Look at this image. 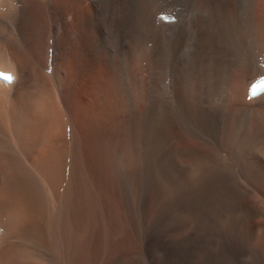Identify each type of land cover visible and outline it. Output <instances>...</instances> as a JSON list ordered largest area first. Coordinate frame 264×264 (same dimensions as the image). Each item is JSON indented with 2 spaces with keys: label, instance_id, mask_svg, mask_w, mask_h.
Segmentation results:
<instances>
[{
  "label": "bare ground",
  "instance_id": "bare-ground-1",
  "mask_svg": "<svg viewBox=\"0 0 264 264\" xmlns=\"http://www.w3.org/2000/svg\"><path fill=\"white\" fill-rule=\"evenodd\" d=\"M152 1L0 0V264H264V0Z\"/></svg>",
  "mask_w": 264,
  "mask_h": 264
},
{
  "label": "rangeland",
  "instance_id": "rangeland-1",
  "mask_svg": "<svg viewBox=\"0 0 264 264\" xmlns=\"http://www.w3.org/2000/svg\"><path fill=\"white\" fill-rule=\"evenodd\" d=\"M162 1L163 0H153L152 2H151V8H150V12L149 13H151L152 11V8L154 7V9H156V11H157V19H158V23H159V25L161 26V25H163V21L160 19V16L163 14V3H162ZM158 3V4H157ZM158 6H159V8H158ZM158 16H159V18H158ZM160 20V21H159ZM147 25V26H146ZM144 28H147V29H151V25H149V24H145L144 25ZM144 43V42H143ZM141 44L139 47H140V50H139V47L137 48V50H139L141 53H145L144 55L148 58V56H149V54H150V52L155 48V46H154V42H153V40H148L146 43L147 44ZM152 43V44H151ZM147 45H149L148 47L149 48H147ZM154 46V48H153V46ZM141 46L143 47V46H145V47H143V48H141ZM150 46H152V49H151V47ZM144 51V52H142V50ZM147 52V53H146ZM138 51H135L134 52V54H135V56L133 55L132 56V58H131V65H130V63L128 64V63H125L124 62V65H126V66H124L123 64H121L120 66H119V70H118V74H117V78H119V79H121V81H122V83L124 84V80H125V85H124V87H128V85L132 82V80H133V78L135 79L136 77H138V76H141V78H147V76H148V70H145V68H143L144 66H142V63L140 64V63H137L136 61H134L135 60V58H136V56L138 57ZM137 54V55H136ZM134 62V63H133ZM128 64V65H127ZM138 64V65H137ZM133 65V66H132ZM140 65V66H139ZM122 66H123V69H122ZM126 67V68H125ZM125 68V69H124ZM140 68V69H139ZM142 68V69H141ZM122 69V70H121ZM125 72H124V71ZM126 71H127V73H126ZM136 71H137V73H136ZM123 72H124V74H123ZM130 75H132V76H130ZM122 76H124L123 77V79H122ZM134 76V77H133ZM127 77V78H126ZM133 77V78H132ZM127 79V80H126ZM130 79V80H129ZM137 80V79H136ZM128 83V84H127ZM163 73H162V75H161V78H160V80L158 81V84H157V90L158 89H162L163 88ZM162 86H161V85ZM144 87H150V84H149V82L147 81L146 83H145V85H144ZM147 88H146V91H147ZM135 91V89L133 88V87H131V89H130V92H134ZM161 92V91H160ZM146 93V92H145ZM140 95H142V94H144V93H139ZM149 101H150V96H148L147 94L145 95V99H144V105L143 106H146L148 103H149ZM137 102V101H136ZM146 103V104H145ZM138 158V159H137ZM137 158H135L134 159V161H133V168H132V172H133V174L134 173H136L137 171H139V167H140V169H143L144 168V166H145V164H144V160L142 161L139 157H137ZM139 160V161H138ZM140 164H142V165H140ZM134 165H136V166H134ZM139 166V167H138ZM136 168V169H135ZM135 170V171H134ZM135 189V188H134ZM161 197V196H160ZM159 196H156L154 199H155V201L156 200H158L159 201V198H160ZM154 201V200H153ZM152 210H153V208L152 209H150V211H149V213L152 215H150L149 213V216L147 215V219H148V217L150 218L149 220H150V222H148V224H152L153 222L154 223H157V224H160L161 222L163 223V218H159L160 216V212H158V210H153V212H152ZM156 211H157V213H156ZM157 214H159L158 216H157ZM156 216V217H155ZM154 217V218H153ZM156 218V219H155ZM160 220H158V219ZM153 219V220H152ZM148 220V221H149ZM153 221V222H152ZM156 221V222H155ZM159 223H158V222ZM161 223V224H162Z\"/></svg>",
  "mask_w": 264,
  "mask_h": 264
},
{
  "label": "snow or ice",
  "instance_id": "snow-or-ice-1",
  "mask_svg": "<svg viewBox=\"0 0 264 264\" xmlns=\"http://www.w3.org/2000/svg\"><path fill=\"white\" fill-rule=\"evenodd\" d=\"M10 78V77H9Z\"/></svg>",
  "mask_w": 264,
  "mask_h": 264
}]
</instances>
